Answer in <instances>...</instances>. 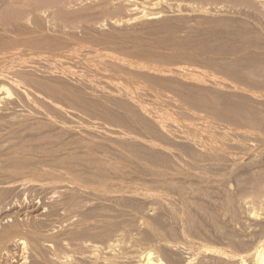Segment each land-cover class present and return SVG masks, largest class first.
<instances>
[{"label": "rangeland", "instance_id": "rangeland-1", "mask_svg": "<svg viewBox=\"0 0 264 264\" xmlns=\"http://www.w3.org/2000/svg\"><path fill=\"white\" fill-rule=\"evenodd\" d=\"M39 1L0 0V47L30 53L0 64V264H240L264 241V0Z\"/></svg>", "mask_w": 264, "mask_h": 264}, {"label": "bare ground", "instance_id": "bare-ground-1", "mask_svg": "<svg viewBox=\"0 0 264 264\" xmlns=\"http://www.w3.org/2000/svg\"><path fill=\"white\" fill-rule=\"evenodd\" d=\"M31 1V0H30ZM39 1V0H38ZM108 1V0H107ZM111 1V0H110ZM132 2L133 0H127L126 2ZM135 1V0H134ZM140 1H142V0H140ZM144 1H150V0H144ZM144 1H143V3H144ZM260 1H263V0H260ZM36 2V1H35ZM40 2V1H39ZM43 2V1H42ZM45 2V1H44ZM44 2L42 3V4H40V3H37V6H39V4L42 6H44ZM136 2V1H135ZM258 2V1H257ZM146 3V2H145ZM263 3V2H262ZM46 4V3H45ZM129 4V3H128ZM132 4H134V3H132ZM136 4V3H135ZM264 4V3H263ZM260 6V5H259ZM264 6V5H263ZM40 7V6H39ZM131 7V6H130ZM135 7V6H134ZM133 7V8H134ZM132 8V7H131ZM136 10V9H135ZM134 10V11H135ZM133 11V10H132ZM155 16H157V15H155ZM7 18V17H6ZM12 18V17H11ZM155 18V17H154ZM8 19H10V18H8ZM10 44V43H9ZM11 45V44H10ZM13 46V45H12ZM27 51L25 50V49H19V47H15V45H14V47H8V45L6 46L5 44H4V46L2 45V47H0V64L2 63V64H4L3 62H6V60H11L10 61V63L11 62H13V61H17L18 63H20V64H22L23 62H27V57L28 56H26L27 54ZM28 55H30V53L28 54ZM32 55H34V54H32ZM32 57V56H31ZM24 58H26V59H24ZM29 59H30V57H28ZM8 62V61H7ZM16 62V63H17ZM32 62V61H31ZM9 63V62H8ZM9 63V64H10ZM15 63V62H14ZM14 63H12V65L14 64ZM28 63V62H27ZM19 64V65H20ZM11 65V66H12ZM25 65V64H24ZM6 66V65H5ZM21 66V65H20ZM10 67V66H9ZM13 67H14V65H13ZM19 67V66H18ZM2 69V68H1ZM23 70V69H22ZM20 72V71H19ZM10 73V72H9ZM10 75H12V73L10 74ZM24 75V74H23ZM1 76V75H0ZM14 76V75H13ZM11 78V77H10ZM3 79V78H2ZM17 79V78H16ZM15 81V80H14ZM18 83H19V81H18ZM2 86V85H1ZM0 90L2 91L3 90V88L1 89V87H0ZM8 94L10 95V93L8 92L7 93V96H8ZM11 96V95H10ZM2 98V97H1ZM20 101V100H19ZM7 102V101H6ZM21 102V101H20ZM4 103V102H3ZM2 103V104H3ZM18 103V102H17ZM6 104V103H5ZM11 104V103H10ZM16 104V103H15ZM17 105V104H16ZM20 105V104H19ZM19 105H17V107L19 106ZM23 105H24V103H23ZM22 105V106H23ZM7 106V105H6ZM13 107V106H12ZM21 107V106H20ZM24 107V106H23ZM9 108H10V106H9ZM25 108V107H24ZM23 109V108H22ZM1 110V109H0ZM6 110H8V108H6ZM5 110V111H6ZM11 110V109H10ZM24 110H26V108L24 109ZM3 111V110H2ZM14 111V110H13ZM17 111V110H16ZM20 111V110H19ZM28 111V110H27ZM9 112V111H8ZM8 112H7V114H8ZM4 113V112H3ZM6 113V112H5ZM25 113H29V112H25ZM25 113H22V115H24ZM9 114H11V113H9ZM9 114H8V116H9ZM18 114H21V112L20 113H18ZM30 114H31V112H30ZM5 115V114H4ZM21 115V117L23 118V116ZM26 115V114H25ZM7 116V117H8ZM12 116H14V115H12ZM20 117V116H19ZM20 117V118H21ZM26 117V116H25ZM28 118V117H27ZM30 118H32V116L30 117ZM16 119V118H15ZM6 120V119H5ZM23 120V119H22ZM32 120V119H31ZM14 121V120H13ZM22 123V122H21ZM15 127V126H14ZM6 129V128H5ZM12 133V132H11ZM202 136V135H201ZM207 144V143H206ZM210 149V148H209ZM263 182H264V180H263ZM262 183V182H261ZM256 187H258V186H256ZM256 189V188H255ZM258 190V189H257ZM257 190H255V191H257ZM264 191V190H263ZM257 192H259V191H257ZM6 194V193H5ZM250 194V193H249ZM254 194H255V192H254ZM246 195V197L247 198H252V197H256V199H258V196L257 195ZM258 194V193H257ZM259 196H261L260 194H258ZM262 197V196H261ZM263 198H264V196H263ZM263 198H262V200H263ZM264 201V200H263ZM13 226V225H12ZM263 233H264V231H263ZM8 235V234H7ZM4 236V235H3ZM1 237V236H0ZM6 238V237H5ZM19 238V237H18ZM51 238V237H50ZM263 239H264V235H263V237H262ZM3 239V238H2ZM262 240V239H261ZM8 241V240H7ZM46 241V240H45ZM40 242V241H39ZM52 242V241H51ZM15 243V246L16 247H18V248H20L23 252H26L27 250H29V247H28V244L25 242V240H18V241H16V242H14ZM46 247V246H45ZM49 247V246H48ZM47 247V249L49 250V248ZM51 247V246H50ZM53 247V246H52ZM90 247V246H89ZM92 247V246H91ZM90 247V248H91ZM89 248V249H90ZM102 248V247H101ZM9 249V248H8ZM35 249V248H34ZM44 249V248H43ZM51 249V248H50ZM57 249V248H56ZM92 249H94L96 252H94V253H97L98 252V249L99 250H101L100 249V247H98V246H96V247H93ZM31 250V249H30ZM210 250V249H209ZM36 251V250H35ZM57 251V250H56ZM23 252L21 253V254H23ZM34 252V251H33ZM102 252V251H101ZM135 252V254L136 253H138V252H140V251H134ZM133 252V253H134ZM141 253V252H140ZM138 254L137 255V257L134 255V258H133V260L135 259H137V260H139V263L141 264V261H146L147 263H145V264H161L160 262H161V260L160 261H158V263H154V262H152V257H153V255H154V252H153V250H147V251H145V252H143V253H141V254ZM26 254V253H25ZM45 254V253H44ZM93 256V258L95 259V257L97 256L96 254H93V252L91 253ZM98 254H99V252H98ZM54 256H55V254H53ZM56 256H60V255H56ZM56 256H55V258H56ZM62 256V255H61ZM59 257V258H56L57 260H54L55 258L54 257H52L53 258V260L56 262H54L52 259V261L55 263V264H61V263H63V264H66V263H68L69 261V257L70 256H65V255H63V257ZM91 256V255H90ZM29 257V256H28ZM98 257H100V256H98ZM98 257H97V260H98ZM21 263L22 264H25V261H26V256L23 254L21 257ZM19 258V259H20ZM91 258V257H90ZM250 258H252V260H253V262H252V264H264V241H258L257 242V245H255V246H253L252 247V249L250 250V252L249 253H247V255H246V258L245 257H242L241 258V262H240V264H249L248 263V259H250ZM37 259V258H36ZM104 259V258H103ZM111 259V258H110ZM113 259V258H112ZM136 260V261H137ZM28 261V260H27ZM59 263H58V262ZM66 261H68V262H66ZM94 261V260H93ZM92 261V262H93ZM95 261H96V259H95ZM113 261V260H112ZM116 261V260H115ZM39 262V261H38ZM91 262V261H90ZM138 262V261H137ZM40 263V262H39ZM53 263V264H54ZM70 263V262H69ZM100 263V262H99ZM19 264V263H18ZM98 264V263H97Z\"/></svg>", "mask_w": 264, "mask_h": 264}]
</instances>
